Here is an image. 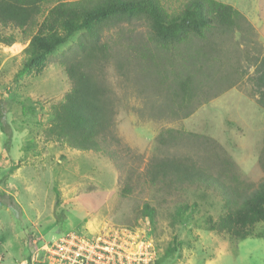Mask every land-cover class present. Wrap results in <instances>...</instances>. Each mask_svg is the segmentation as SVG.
<instances>
[{"label":"rangeland","instance_id":"rangeland-1","mask_svg":"<svg viewBox=\"0 0 264 264\" xmlns=\"http://www.w3.org/2000/svg\"><path fill=\"white\" fill-rule=\"evenodd\" d=\"M66 1L79 0H49L39 23L48 10ZM158 1L176 14L189 0ZM217 1L240 11L249 26L217 34L219 48L209 53L214 66L201 71L198 61L189 67L191 61H183L182 53L191 49V56L202 50V42L172 51L163 70L159 59L165 51L150 40L146 21L121 23L104 33L111 56L99 77L113 101L112 132L118 142L111 140L107 153L45 140L52 106L71 89L60 58L79 35L49 57L41 74L18 77L24 50L37 29L0 24V35L16 38L12 46L0 45V115L12 134L7 152L9 141L0 127V264H19L32 255V247L70 232L89 235L105 226L143 224L152 231L160 264H264V221L252 228L260 237L218 235L207 224L208 217L217 220L225 213L218 192L153 183L146 173L154 159L188 157L202 164L207 154L200 141L209 138L226 152L243 180L255 185L264 180V110L255 83V65L264 56V0ZM183 68L197 75L207 93L195 99L189 117L177 118L167 114V108L175 96V72ZM161 136L168 142L161 143ZM192 138L200 140L194 143ZM5 197H12L20 212L3 206ZM147 205L155 210L154 224L143 215ZM171 248L174 252L167 255Z\"/></svg>","mask_w":264,"mask_h":264},{"label":"trees","instance_id":"trees-1","mask_svg":"<svg viewBox=\"0 0 264 264\" xmlns=\"http://www.w3.org/2000/svg\"><path fill=\"white\" fill-rule=\"evenodd\" d=\"M48 1L0 0V24L19 30L37 29L24 50L26 60L17 73L18 77L32 72L41 74L49 57L60 46L79 35L74 45L60 58L71 89L62 102L52 106V122L44 135L46 141L83 152L107 153L111 140L118 144L112 132L115 122L113 101L105 82L99 77L102 64L108 62L111 56L109 45L103 41L106 31L121 23L146 21L151 30L150 40L165 51L164 58L159 59L161 67L168 62L170 53L180 46L202 42L205 45L201 47L202 50H197L191 56L188 55L191 49L182 53L183 61H191L187 63L189 67L198 61V71H201L204 67L214 66L209 53L219 48L215 42L219 38H214L217 34L226 35L242 29V26H249L240 11L217 0H189L176 14H170L158 0L66 1L48 10L43 22L39 23L38 18L44 14V6ZM15 43L13 35H0V45L12 46ZM150 56L155 57L151 53ZM153 57L152 63L155 64ZM255 72L258 104L264 110V56L256 62ZM175 74V85L171 89L175 96L167 108V114L177 118L189 117L195 99L200 97V93L205 97L207 92L203 91V84L198 81L197 75L187 68ZM203 75L206 79L204 72ZM4 117L0 115V127L9 141L5 146L8 152L12 134L5 127ZM189 136L195 137L193 134ZM171 138L176 137L171 135ZM165 139L161 136V143L168 142ZM191 140L195 143L200 138ZM200 143L207 154L202 164L188 157L154 159L147 167L148 177L153 183L166 186L197 185L218 192L225 213L217 220L208 217V230L240 240L260 237L255 236L252 228L264 221V180L258 185L246 182L216 142L205 138ZM261 163L264 167V147ZM5 198L8 200L2 202L3 206L20 212L19 204L12 197ZM143 215L155 223L153 208L145 206ZM241 220L242 224L247 223L248 228L241 225ZM174 250L169 249L167 255Z\"/></svg>","mask_w":264,"mask_h":264},{"label":"built area","instance_id":"built-area-1","mask_svg":"<svg viewBox=\"0 0 264 264\" xmlns=\"http://www.w3.org/2000/svg\"><path fill=\"white\" fill-rule=\"evenodd\" d=\"M147 227L105 226L89 235L70 232L32 247V255L19 264H157L159 251Z\"/></svg>","mask_w":264,"mask_h":264}]
</instances>
